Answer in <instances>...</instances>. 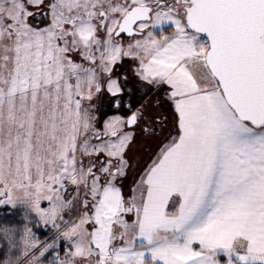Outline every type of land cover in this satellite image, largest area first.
<instances>
[{
    "label": "snow or ice",
    "instance_id": "1",
    "mask_svg": "<svg viewBox=\"0 0 264 264\" xmlns=\"http://www.w3.org/2000/svg\"><path fill=\"white\" fill-rule=\"evenodd\" d=\"M0 264H264V0H0Z\"/></svg>",
    "mask_w": 264,
    "mask_h": 264
}]
</instances>
